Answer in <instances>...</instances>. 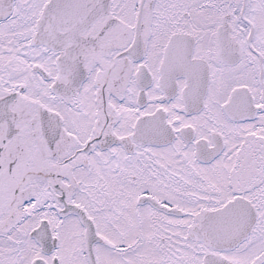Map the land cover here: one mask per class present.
Instances as JSON below:
<instances>
[{
  "label": "snow or ice",
  "instance_id": "6c2138e0",
  "mask_svg": "<svg viewBox=\"0 0 264 264\" xmlns=\"http://www.w3.org/2000/svg\"><path fill=\"white\" fill-rule=\"evenodd\" d=\"M0 264H264V0H0Z\"/></svg>",
  "mask_w": 264,
  "mask_h": 264
}]
</instances>
